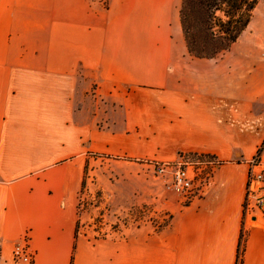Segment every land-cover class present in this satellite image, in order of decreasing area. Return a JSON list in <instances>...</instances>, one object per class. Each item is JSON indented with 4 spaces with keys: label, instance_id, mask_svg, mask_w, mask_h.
Returning a JSON list of instances; mask_svg holds the SVG:
<instances>
[{
    "label": "crops",
    "instance_id": "1",
    "mask_svg": "<svg viewBox=\"0 0 264 264\" xmlns=\"http://www.w3.org/2000/svg\"><path fill=\"white\" fill-rule=\"evenodd\" d=\"M181 4L0 0V264L27 230L35 264H237L248 163L264 161V0L214 59L189 54ZM181 154L221 164L190 205L159 195L165 228L100 235L79 216L89 156L117 166L118 208L163 190L144 161ZM246 228L243 264H264V215Z\"/></svg>",
    "mask_w": 264,
    "mask_h": 264
},
{
    "label": "built area",
    "instance_id": "2",
    "mask_svg": "<svg viewBox=\"0 0 264 264\" xmlns=\"http://www.w3.org/2000/svg\"><path fill=\"white\" fill-rule=\"evenodd\" d=\"M261 150L248 163L247 190L244 201V222L241 234V241L237 256V264H243L245 245L248 230L246 225L254 222L258 216L264 215V161ZM157 175L161 177L170 176L168 188L175 192L181 201L182 206H188L195 200L203 198L214 184V176L221 162L210 155L204 154H181L175 162H149ZM78 211L83 209L84 200L80 198ZM134 210V209H133ZM133 210L127 217V225L120 220L109 225V232H121L113 228L130 226L138 227L141 225H151L155 230H160L167 226L171 221L168 212L157 210H143L144 218L136 223ZM141 222V223H140ZM123 229V230H124ZM119 230V229H118ZM100 234V235H103ZM36 251L32 246L31 230H27L13 249V260L17 264H35Z\"/></svg>",
    "mask_w": 264,
    "mask_h": 264
},
{
    "label": "trees",
    "instance_id": "3",
    "mask_svg": "<svg viewBox=\"0 0 264 264\" xmlns=\"http://www.w3.org/2000/svg\"><path fill=\"white\" fill-rule=\"evenodd\" d=\"M259 1L182 0L180 21L189 54L214 59L228 50L248 28ZM103 4L107 8L108 0Z\"/></svg>",
    "mask_w": 264,
    "mask_h": 264
},
{
    "label": "rangeland",
    "instance_id": "4",
    "mask_svg": "<svg viewBox=\"0 0 264 264\" xmlns=\"http://www.w3.org/2000/svg\"><path fill=\"white\" fill-rule=\"evenodd\" d=\"M102 2L107 0H101ZM109 2V0H108ZM258 18V14L256 15V19ZM93 95L95 97H100V93L96 92L93 89ZM105 120H100L99 125L104 127L106 126ZM262 153V148H260ZM259 152V151H258ZM179 159V158H178ZM177 159V160H178ZM149 162H162L157 160H146L144 163L150 167L151 169H146L140 167V170L137 169L138 176L143 175V177L147 180L151 179L156 184L157 180H165V186L161 192L155 194L152 197V201L149 203H141V204H132L130 206L124 207H114L113 203L110 200V195H106L105 191L103 190V186L108 183L111 185V181L114 180L115 177L118 176L117 173V166L111 160L104 158L99 155H91L89 156L86 168V175H85V185L83 190L80 194V198L84 200V208L79 210V216L81 219L86 221L92 230L96 232H100V234L106 233L110 228L109 225L117 222L118 220L121 223L127 225V217L131 214V210H133V217L138 221H141L144 218L143 210H157L158 212L166 211L169 213L171 219V212L169 210V206L162 208L161 210L158 209V202H159V195H162L170 204L171 196H176V200H179V196L168 188L169 178L170 176L161 177L156 174L154 168L150 165ZM175 162V161H174ZM152 170V171H151ZM178 197V198H177ZM167 204V205H168ZM171 222V221H170ZM168 222V224L170 223ZM141 223V222H140ZM167 224V225H168ZM134 227V226H130ZM166 227V226H165ZM164 227V228H165ZM113 228L117 231H124V227L118 228L117 226L113 225ZM119 229V230H118ZM124 229V230H123Z\"/></svg>",
    "mask_w": 264,
    "mask_h": 264
}]
</instances>
